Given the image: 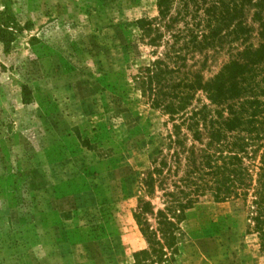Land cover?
Segmentation results:
<instances>
[{
	"label": "rangeland",
	"instance_id": "1",
	"mask_svg": "<svg viewBox=\"0 0 264 264\" xmlns=\"http://www.w3.org/2000/svg\"><path fill=\"white\" fill-rule=\"evenodd\" d=\"M158 1L0 0L13 38L0 41V264H134L147 247L133 215L140 200L163 207L142 182L169 161L172 123L140 89L165 49L137 21L158 18ZM227 59L209 57L204 78ZM248 204L196 203L172 264H264Z\"/></svg>",
	"mask_w": 264,
	"mask_h": 264
},
{
	"label": "trees",
	"instance_id": "2",
	"mask_svg": "<svg viewBox=\"0 0 264 264\" xmlns=\"http://www.w3.org/2000/svg\"><path fill=\"white\" fill-rule=\"evenodd\" d=\"M157 11L137 27L147 45L163 43L164 57L145 68L139 85L172 123L171 153L169 161H154L142 182L147 197L160 193L163 207L154 212L150 201H139L133 217L147 247L134 253V264L174 263L185 214L207 195L216 203H249L264 252V0H159ZM4 15L0 41L8 50L13 38ZM209 51H225L228 59L205 79ZM196 56L201 63L188 65ZM198 93L208 104L188 111ZM188 135L198 147L186 145Z\"/></svg>",
	"mask_w": 264,
	"mask_h": 264
}]
</instances>
